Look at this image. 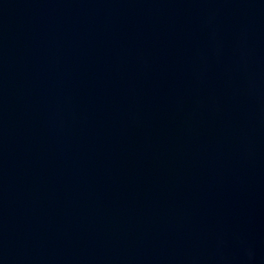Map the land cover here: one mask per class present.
Wrapping results in <instances>:
<instances>
[{
	"label": "water",
	"instance_id": "1",
	"mask_svg": "<svg viewBox=\"0 0 264 264\" xmlns=\"http://www.w3.org/2000/svg\"><path fill=\"white\" fill-rule=\"evenodd\" d=\"M0 264H264V0H0Z\"/></svg>",
	"mask_w": 264,
	"mask_h": 264
}]
</instances>
